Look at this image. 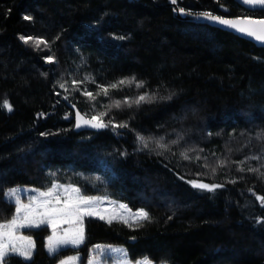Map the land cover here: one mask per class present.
<instances>
[{"label": "trees", "instance_id": "obj_1", "mask_svg": "<svg viewBox=\"0 0 264 264\" xmlns=\"http://www.w3.org/2000/svg\"><path fill=\"white\" fill-rule=\"evenodd\" d=\"M169 1L0 0V105L12 109L0 107V221L14 209L8 189L71 184L150 217L134 225L88 218L83 258L90 246L110 244L131 260L264 264L256 200L264 197V48L184 22ZM177 5L228 18L264 13L234 0ZM140 93L151 99L123 102ZM72 107L89 118L107 112L105 122L127 127L77 132ZM192 181L222 186L208 191ZM33 233L31 260L11 256L7 264H55L71 253L49 255L44 235Z\"/></svg>", "mask_w": 264, "mask_h": 264}, {"label": "snow or ice", "instance_id": "obj_2", "mask_svg": "<svg viewBox=\"0 0 264 264\" xmlns=\"http://www.w3.org/2000/svg\"><path fill=\"white\" fill-rule=\"evenodd\" d=\"M173 5H176L178 0H170ZM244 5L252 7H259L264 9V0H242ZM176 9H174L175 11ZM181 14L185 13V9L179 8ZM208 21L224 26L231 29L241 35L249 38H253L256 41L264 42V13L260 18H255L254 14H248L243 17L237 18H224L222 16L214 15L211 12H202L197 14ZM24 19H30V17H24ZM123 39V37H121ZM24 43L30 41L39 47L41 44L47 46V43L41 39H34L32 37H21ZM49 61L53 58L49 57ZM134 80V78H133ZM78 81H73L74 87L78 85ZM120 85L130 84L132 81L120 80ZM137 87H142L143 82L136 84ZM64 88V85H60ZM117 88V84H112L108 87H102L104 95H108V88ZM82 94L87 95L90 99L94 100L93 93L85 90ZM151 99L147 95L139 96L135 101L140 103L142 101ZM124 103H128L127 100ZM120 101H115L114 106L119 108ZM0 107L7 108L11 111L10 105L7 101ZM42 115V114H41ZM107 112H101L99 115H93L90 119L81 115L79 112L76 114V128L91 127L94 129H100L105 127H127L126 124H115L111 121L105 122L104 117ZM41 135H46L41 133ZM137 141L147 148L149 141L142 136H137ZM175 143V141L173 142ZM156 146L159 148H167L166 144L156 141ZM187 158V156H185ZM251 171H257V169H250ZM215 171V170H214ZM192 187L198 189H205L208 191H214L216 188L222 185L207 184L192 181ZM23 189H11L5 193V197L10 203L15 205V213L10 221L6 223H0V264H7L9 257L16 256L22 258L25 262L31 260L35 243L29 236L18 235L19 231L24 228H40L43 225H47L52 228V235L48 238L47 251L49 254H55L60 248L66 246H79L84 241V229L83 220L84 217L96 216L100 220H106L108 223H112L113 220L119 219L121 222L128 224L139 223L140 221L149 220V214L144 210H137L132 213L127 209L124 204H119L118 211H113L111 216H105L100 213V207L104 202L100 197L85 196L81 193L80 188L72 185H60L52 183L51 187L47 191H38L29 196V202L24 204L21 202L19 194L24 192ZM34 191V190H33ZM256 200L260 201V204L264 206V197L257 196ZM67 224L68 228L64 229L61 234H57V230L61 225ZM97 252H115L117 249H102L100 246H96ZM77 257L68 258L62 260L60 264H72L73 260ZM89 264H94V261H89ZM137 264H149L147 259L137 262Z\"/></svg>", "mask_w": 264, "mask_h": 264}, {"label": "rangeland", "instance_id": "obj_3", "mask_svg": "<svg viewBox=\"0 0 264 264\" xmlns=\"http://www.w3.org/2000/svg\"><path fill=\"white\" fill-rule=\"evenodd\" d=\"M125 85H128V84H125ZM132 89L136 90L135 88H132ZM134 90H133V92H134ZM139 96H142V94L140 93V95H136V96L134 95L132 98L125 99V100L128 101L127 104H132V103L133 104H138L135 101L138 99ZM125 100H123V102ZM253 159L256 160L255 158H253ZM54 183L60 184V185H71V184H61V183H58V182H54ZM72 186L78 187L76 185H72ZM50 187H51V185L46 187V188L40 189V188H36V187L18 186V187H14V188H11V189H23V190H25L24 192H21L19 194V197H20L22 203L27 204L29 202V196L30 195H33L35 192H38V191H47ZM11 189H8L7 192L9 190H11ZM81 193H82V190H81ZM83 195L92 196V197H100L104 201L102 203L101 207H100V213L102 215H105V216H111L113 211H118V207L117 206L119 204L126 205L127 209L130 212H132V213L136 212L137 210H144L142 208L132 209V208L128 207L127 204H125V203H123L121 201H118L116 199L111 198V196L108 195V194H102V195H86V194H83ZM14 213H15V205H14V209L11 211L10 215L7 216L6 218H4L3 220H1L0 223H6V222L10 221L11 218L13 217ZM88 218H94V219L100 220L96 216L84 217V220H83L84 241H83V243L80 244L79 246H66V247L60 248L57 252H59L60 250H64V251L68 252V250H69V251H71V253H68L67 255H65L63 257H60L55 264H60V262L62 260H65V259H68V258H72V257H77L78 258L76 260H73L72 264H89L90 260L94 261V264H137V262L143 261L145 259H147L149 264H165V263H155L154 261H152V260H150L148 258H139V259H136V260H131L129 258V256L127 254V251L125 250L124 247L118 246V245H110V244H95V245L90 246L88 248V250H87V253H86L85 257L83 258V254L81 252L77 251V249L82 247L84 242H85V222H86V220ZM101 221L107 222L106 220H101ZM113 222H121V221L119 219H115V220H113ZM128 224L129 225H134L136 223H132L130 221ZM68 227H69V225H67V224L61 225L60 228L57 230V234L58 235L61 234L63 232V230L68 228ZM34 231H38L39 235H41V234L44 235L43 236V242H44L43 245H44L45 251L49 254V252L47 251V245H48V238L52 235V231H53L52 228L48 227L47 225H43L40 228H24V229H21L19 231L18 235L31 237V239L35 243V248H34V251H35L36 246H37V241H36V236L33 233ZM96 246H100V248H102V249H117L119 251H115V252H97V251H95ZM34 251H33V254H34ZM49 255H54V254H49Z\"/></svg>", "mask_w": 264, "mask_h": 264}, {"label": "water", "instance_id": "obj_4", "mask_svg": "<svg viewBox=\"0 0 264 264\" xmlns=\"http://www.w3.org/2000/svg\"><path fill=\"white\" fill-rule=\"evenodd\" d=\"M234 1H235V3L237 5H239L241 8H243V9H245L247 11H250V12L263 11L264 12V9H260L259 7H255L254 8V7L249 6V5H244L242 3V0H234ZM169 6H172L174 9H176L174 11V16L176 18L184 21V22L194 23V24H205V25H208V26H211V27H214V28H218V29H221L223 31L229 32V33H231V34H233V35H235V36H237V37H239L241 39L247 40V41L251 42L252 44H254L257 47L264 48V42L256 41L253 38L246 37L244 35H241V34L235 32V31L231 30V29H228V28H226L224 26H221L219 24H216V23H213L211 21H208L205 18L197 15L199 13L188 12V11L185 10V13H187V14H181L179 12V8L180 7H178L177 4L173 5L170 1H169ZM237 17H243V16H237ZM237 17H231V18H237ZM224 18H228V17H224ZM72 108L74 110V129H75V131L82 132V131H97V130H99V129H94V128L87 127V126L81 127V128H76L75 124H76V114H77V112H79L83 116H85V115L82 112H80L78 109H75L74 107H72ZM85 117L89 118L87 116H85Z\"/></svg>", "mask_w": 264, "mask_h": 264}]
</instances>
